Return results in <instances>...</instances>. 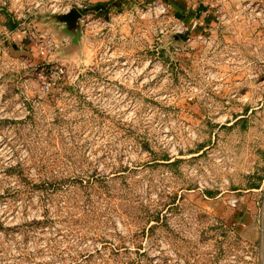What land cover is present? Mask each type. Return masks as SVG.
Returning a JSON list of instances; mask_svg holds the SVG:
<instances>
[{
  "label": "rangeland",
  "instance_id": "obj_1",
  "mask_svg": "<svg viewBox=\"0 0 264 264\" xmlns=\"http://www.w3.org/2000/svg\"><path fill=\"white\" fill-rule=\"evenodd\" d=\"M35 2L0 0V264H264V29L65 51Z\"/></svg>",
  "mask_w": 264,
  "mask_h": 264
},
{
  "label": "built area",
  "instance_id": "obj_2",
  "mask_svg": "<svg viewBox=\"0 0 264 264\" xmlns=\"http://www.w3.org/2000/svg\"><path fill=\"white\" fill-rule=\"evenodd\" d=\"M211 8L214 9V13L220 16L222 22L233 25L234 29L239 27L248 29L253 24L257 25V28L262 27L264 29V3L261 0H208ZM234 2V5L232 4ZM5 4V2H3ZM48 6L52 11L56 9L68 10L70 6L77 7L82 12V21L86 20V24L92 29L105 28L119 25L118 21L124 20L129 23L135 18H144L146 15L163 19V25H156L154 27L157 32L163 33L173 32L178 35H183L187 32V27L184 22L168 14V3L166 0H131L128 4V9L124 12L112 14L108 19H104L93 12H91L86 3L83 0H36L35 6ZM224 5H230L231 10L225 15L221 12V8ZM127 16V18H123ZM25 32V30L23 31ZM187 42H191L189 36L186 37ZM47 44H52L53 41L49 38L46 40ZM254 47L264 46V33L262 34V40L252 44ZM64 74V69L60 66H51L49 68L42 67L39 72V76L44 78V89H49L56 84L55 76L60 77Z\"/></svg>",
  "mask_w": 264,
  "mask_h": 264
},
{
  "label": "crops",
  "instance_id": "obj_3",
  "mask_svg": "<svg viewBox=\"0 0 264 264\" xmlns=\"http://www.w3.org/2000/svg\"><path fill=\"white\" fill-rule=\"evenodd\" d=\"M88 9L94 14L108 19L112 14L124 12L128 9V4L131 0H83ZM168 3V14L181 19L187 27V35L189 37L199 38L208 32L216 35L224 36L227 39H234L227 34L229 30L227 26L218 23L217 14L214 9L210 7L208 0H166ZM264 3V0H261ZM234 5V2L232 1ZM231 10L230 5H224L221 12L225 15ZM125 18V16L123 17ZM247 39L240 41L242 45L248 44V32H246ZM65 44L69 43V39L64 37ZM241 45V46H242Z\"/></svg>",
  "mask_w": 264,
  "mask_h": 264
},
{
  "label": "water",
  "instance_id": "obj_4",
  "mask_svg": "<svg viewBox=\"0 0 264 264\" xmlns=\"http://www.w3.org/2000/svg\"><path fill=\"white\" fill-rule=\"evenodd\" d=\"M37 13L39 21L36 25L42 33L52 34L54 40L65 51H71L78 47V37L82 29V12L75 6H70L68 10L56 9L52 11L48 6L44 5ZM37 30V29H36ZM64 37L69 39V43L64 45L62 40ZM169 38L175 39L183 43L178 34L170 32ZM61 58V57H60Z\"/></svg>",
  "mask_w": 264,
  "mask_h": 264
}]
</instances>
